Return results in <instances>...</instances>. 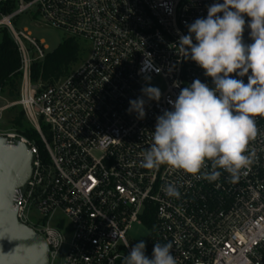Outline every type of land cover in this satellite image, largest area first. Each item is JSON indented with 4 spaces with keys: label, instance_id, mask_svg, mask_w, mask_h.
Segmentation results:
<instances>
[{
    "label": "built area",
    "instance_id": "built-area-1",
    "mask_svg": "<svg viewBox=\"0 0 264 264\" xmlns=\"http://www.w3.org/2000/svg\"><path fill=\"white\" fill-rule=\"evenodd\" d=\"M216 2L222 0H0V31L11 32L21 55L15 104L39 132L47 159L5 124L3 109L0 137L10 145L20 140L34 154L33 174L26 190L16 191L14 207L19 220L44 237L50 264H123L134 224L149 231V258L156 242H172L177 264H264V118L256 117L259 132L250 143L254 162L236 182L222 169L208 182L140 164L156 117L171 110L168 100L195 79L213 86L201 67L178 54L177 44ZM7 6L13 9L3 10ZM33 7L38 23L83 43L84 59L53 82L33 81L32 65L44 60L46 47L12 23ZM249 32L246 27L245 44L253 42ZM158 78L161 99L146 103L138 119L127 111L129 101ZM204 171H211L210 162ZM169 183L180 191L178 199L162 191Z\"/></svg>",
    "mask_w": 264,
    "mask_h": 264
},
{
    "label": "clouds",
    "instance_id": "clouds-1",
    "mask_svg": "<svg viewBox=\"0 0 264 264\" xmlns=\"http://www.w3.org/2000/svg\"><path fill=\"white\" fill-rule=\"evenodd\" d=\"M246 27L253 41L250 44L243 40ZM187 28L188 34L179 36L178 54L201 67L213 86L195 79L175 100H168L171 110L164 109L156 117L152 143L140 164L148 170L169 166L208 182L216 181L221 175L218 169H222L236 182L242 170L254 162L256 154L250 143L259 132L256 117L264 118V0L213 3L206 18H197ZM149 64L146 62L141 73ZM245 76L247 83L242 79ZM144 78L151 80L147 75ZM141 93L129 101L127 110L138 119L145 117L146 103L159 102L162 96L158 87L150 85ZM209 162L211 171H204ZM162 191L177 199L181 195L172 183L163 185ZM172 248V242H156L149 258L141 240L131 247L123 264H177Z\"/></svg>",
    "mask_w": 264,
    "mask_h": 264
},
{
    "label": "water",
    "instance_id": "water-1",
    "mask_svg": "<svg viewBox=\"0 0 264 264\" xmlns=\"http://www.w3.org/2000/svg\"><path fill=\"white\" fill-rule=\"evenodd\" d=\"M34 154L16 139L0 137V264H50V250L42 235L22 223L14 207L33 174Z\"/></svg>",
    "mask_w": 264,
    "mask_h": 264
},
{
    "label": "trees",
    "instance_id": "trees-1",
    "mask_svg": "<svg viewBox=\"0 0 264 264\" xmlns=\"http://www.w3.org/2000/svg\"><path fill=\"white\" fill-rule=\"evenodd\" d=\"M12 9V6L3 8L5 11H11ZM0 32H2L0 40V93L8 90V95L12 97L19 96L21 83L19 79L22 77L20 70L21 55L8 29L3 28ZM83 54V43L74 37H66L55 50L46 54L44 60L33 63V81L53 82L69 74L73 67L80 63ZM24 118L25 112L22 110L21 114L13 120L14 128L34 141L42 157L47 159V151L39 132L30 121V124L26 123L23 120ZM43 129H45L44 126ZM150 224L152 227L153 222H150Z\"/></svg>",
    "mask_w": 264,
    "mask_h": 264
},
{
    "label": "rangeland",
    "instance_id": "rangeland-1",
    "mask_svg": "<svg viewBox=\"0 0 264 264\" xmlns=\"http://www.w3.org/2000/svg\"><path fill=\"white\" fill-rule=\"evenodd\" d=\"M35 11L36 9L35 7H33L32 12L29 11L27 13L21 14L20 16L15 18L12 23L17 30L27 29L35 39L42 41L46 47L45 49L46 53L52 52L62 43V41L66 37H68V35L59 29L47 27L45 25H41L40 23H38V21H36L34 17ZM1 38H2V32H0V40ZM32 55L35 57L37 56L36 53ZM84 57L85 54H83L82 59H84ZM19 80L22 83V77ZM21 83H20V90H21ZM43 83H47V82L43 81ZM162 84L163 81L160 78H158L155 79L150 86H155L160 89ZM19 96L12 97L8 95V90H6L4 93H0V109H3V111L1 110L3 115V120L8 127H12V128L15 127V125L13 124V120L16 117H18L23 110L21 106L15 104ZM23 120L26 123L30 124L26 114ZM148 232L149 231L146 226L134 224L128 231L127 237L130 243L132 244V246L143 240L147 248L148 234H149Z\"/></svg>",
    "mask_w": 264,
    "mask_h": 264
}]
</instances>
